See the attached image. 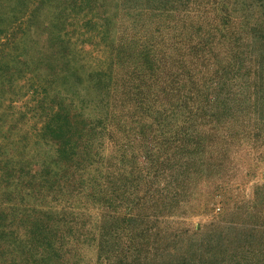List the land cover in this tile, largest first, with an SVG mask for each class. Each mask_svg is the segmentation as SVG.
Listing matches in <instances>:
<instances>
[{"label":"rangeland","instance_id":"obj_1","mask_svg":"<svg viewBox=\"0 0 264 264\" xmlns=\"http://www.w3.org/2000/svg\"><path fill=\"white\" fill-rule=\"evenodd\" d=\"M0 264H264V0H0Z\"/></svg>","mask_w":264,"mask_h":264},{"label":"trees","instance_id":"obj_2","mask_svg":"<svg viewBox=\"0 0 264 264\" xmlns=\"http://www.w3.org/2000/svg\"><path fill=\"white\" fill-rule=\"evenodd\" d=\"M49 141H50V145H52V143H55L56 140H53V139L50 138Z\"/></svg>","mask_w":264,"mask_h":264}]
</instances>
